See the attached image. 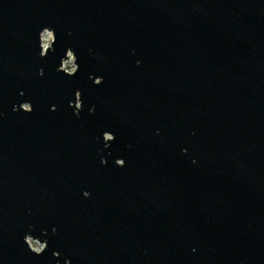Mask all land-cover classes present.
Instances as JSON below:
<instances>
[{"label":"water","instance_id":"95a60500","mask_svg":"<svg viewBox=\"0 0 264 264\" xmlns=\"http://www.w3.org/2000/svg\"><path fill=\"white\" fill-rule=\"evenodd\" d=\"M69 262L264 264V0H0V264Z\"/></svg>","mask_w":264,"mask_h":264},{"label":"clouds","instance_id":"9594fccd","mask_svg":"<svg viewBox=\"0 0 264 264\" xmlns=\"http://www.w3.org/2000/svg\"><path fill=\"white\" fill-rule=\"evenodd\" d=\"M43 38H44V46L47 47L48 41L51 40V38H52V33L49 32V31H45L44 34H43ZM137 65H139V62H137ZM65 70H67V69H65ZM74 71H75V69H73V72ZM102 82H103L102 80L99 81V83H102ZM99 83L96 86H99ZM76 99H77V101L80 100L79 92H77V94H76ZM77 107H81V104L77 103ZM13 110L14 111H19L16 108H14ZM25 110H27V106H26ZM52 111H55V109H52ZM94 112H95V108L92 109V113L91 114H94ZM25 241H26V243L28 245H31V247L29 248L31 253H33V254H35L37 256L43 254V252L45 250L43 245L37 244L34 240H31V239H29L27 237H25ZM69 264H70V262H69Z\"/></svg>","mask_w":264,"mask_h":264},{"label":"rangeland","instance_id":"374dc122","mask_svg":"<svg viewBox=\"0 0 264 264\" xmlns=\"http://www.w3.org/2000/svg\"><path fill=\"white\" fill-rule=\"evenodd\" d=\"M49 42H50V40L48 41V44H49ZM42 46L45 47L44 46V38H43V35H42ZM63 69L64 70L67 69V70H65L67 73H72L73 72V69H75L74 60H73V58L71 56H69V60L68 61H66V62L63 63ZM29 246L31 247V245H29Z\"/></svg>","mask_w":264,"mask_h":264}]
</instances>
